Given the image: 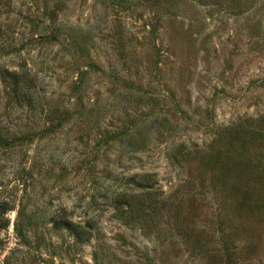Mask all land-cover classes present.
<instances>
[{"label":"rangeland","instance_id":"1","mask_svg":"<svg viewBox=\"0 0 264 264\" xmlns=\"http://www.w3.org/2000/svg\"><path fill=\"white\" fill-rule=\"evenodd\" d=\"M0 264H264V0H0Z\"/></svg>","mask_w":264,"mask_h":264},{"label":"water","instance_id":"2","mask_svg":"<svg viewBox=\"0 0 264 264\" xmlns=\"http://www.w3.org/2000/svg\"><path fill=\"white\" fill-rule=\"evenodd\" d=\"M46 33V30L44 29L43 23H40L37 28V34L44 35Z\"/></svg>","mask_w":264,"mask_h":264},{"label":"trees","instance_id":"3","mask_svg":"<svg viewBox=\"0 0 264 264\" xmlns=\"http://www.w3.org/2000/svg\"><path fill=\"white\" fill-rule=\"evenodd\" d=\"M119 206H117L116 208H118Z\"/></svg>","mask_w":264,"mask_h":264}]
</instances>
